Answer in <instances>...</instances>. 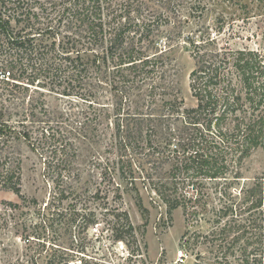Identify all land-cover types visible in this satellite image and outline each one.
<instances>
[{
	"label": "trees",
	"instance_id": "1",
	"mask_svg": "<svg viewBox=\"0 0 264 264\" xmlns=\"http://www.w3.org/2000/svg\"><path fill=\"white\" fill-rule=\"evenodd\" d=\"M152 2L158 10L151 9ZM219 3L228 12L213 10ZM55 5L61 6L59 25L44 29L35 28L16 5L14 15L0 10V70L13 81L4 94L24 95L33 88L36 94L88 103L93 112L73 129L74 138L88 154L102 148L96 169L106 186L91 196L100 202L95 212L88 191L79 187L80 148L64 141L46 165L53 174L47 202L27 198L22 161L11 149L12 142L25 138L19 129L25 123L1 118L0 190L18 200L3 201L1 209L12 214L33 209L37 217L34 231L22 240L27 252L14 264H102L87 254L79 235L100 219L108 222L112 242L126 248L123 264H145L149 210L142 191L166 216L180 209L186 226H208L206 233L183 234L181 257L173 264H187L190 257L192 264H203L199 253L188 255L193 246H209L215 252L211 264H264V171L244 177L246 161L264 153V47L232 43L241 40L252 19L264 24V0H61ZM214 13V28L199 25ZM191 22L197 29L186 32ZM252 37L264 41V27L242 40ZM184 46L193 61L188 74L193 107L185 106L172 81L174 53ZM100 85L115 100L111 110L96 102ZM146 99L152 101L147 105ZM125 194L141 217L139 228L116 205ZM54 226L69 233L67 248L51 245L47 233Z\"/></svg>",
	"mask_w": 264,
	"mask_h": 264
},
{
	"label": "rangeland",
	"instance_id": "2",
	"mask_svg": "<svg viewBox=\"0 0 264 264\" xmlns=\"http://www.w3.org/2000/svg\"><path fill=\"white\" fill-rule=\"evenodd\" d=\"M21 1L20 5H18V0H0L2 14L14 15L13 10L16 5L20 7L18 8L19 13L23 12L25 18H30L35 28L44 29L50 23L49 26L58 27L59 23L55 17L57 15L56 12L61 10V6H53V4L61 2V0ZM149 6L151 9L158 10L154 2L150 3ZM213 10L228 12L220 3ZM214 17L215 13L208 15L199 25L214 28ZM24 22L26 24V21ZM62 25L65 26V22ZM238 25L240 27L241 23ZM64 26L60 27L59 31L61 33H64ZM196 27L194 22H191L185 31H195L197 29ZM262 27H264V24L260 23L257 19H252L249 29L245 28L241 40H235L232 43L238 46L244 44L252 48L256 46L264 47V41H256L253 37L248 42L242 40L245 37L255 33L257 34L258 29ZM173 59V73L175 74L172 78L173 87L179 92V98L184 100L185 106L193 107L194 101L190 97L188 80V74L192 69L193 61L189 51L185 46L184 48H179L175 51ZM2 77L3 75L0 70V82H3L0 84V119H10L12 122L21 120L25 123L24 128H19L20 130H25V138L22 137L11 144V149L15 157H19L22 161V193L24 196L27 198H35L39 203L47 202L53 191L51 180L53 174H51L52 172L46 171L48 162L52 163L53 161L50 158L51 151L59 147L60 144H63L64 141H69L79 146L82 155L77 166L80 173H82L79 187L88 191V205L93 211L98 212L100 202L91 196L95 191L98 189L103 190L104 186H106L103 183L100 185V179L98 178V171L96 169L98 162L102 160L101 157L104 156L103 151L102 148L97 147L93 148V151L88 154L86 151L88 147H81V143L74 138L75 133L73 130L89 118L85 116L92 113L93 109L88 106V103L81 101V99H65L47 93L36 94L32 92L33 88H30L24 95L15 93L13 96H6L4 90L12 85L13 81L6 80ZM108 89L106 85L99 86V99H96V102L100 107H109L108 109L111 110L114 107L115 100L108 99ZM146 101L148 105L152 100L146 99ZM143 109L148 110L147 107H143ZM20 114L27 115V119H23ZM106 114L109 113L106 112ZM59 139L61 142H57ZM244 169H246L244 175L246 178H251L255 174L264 171V153L262 151L254 153L246 161ZM54 171H56V168ZM142 193L144 205L149 210V221L142 240V243L146 244L147 259H141V261H145V264H173L181 252V246L184 244L183 234L188 229L192 233H206L208 226L202 224L191 227V223H188L186 226L182 210L178 209L172 213L171 217H168L165 214V209L160 206L157 200L152 201L144 191ZM112 197L113 195H110V202H112ZM3 201L17 203L18 200L12 193L0 190V226H2L0 228V264H3L5 260H9L10 264H14L22 254L24 255L27 252V249L24 248L27 244H24L22 240L34 231L37 217L33 209H21L14 214L3 210L1 209V203ZM116 205H119L121 209L127 212L135 228L141 226V217L128 195L125 194L122 203L118 202ZM1 223L3 224L1 225ZM17 223L25 224V228H21ZM96 223V225L90 226L87 231L84 230V233L79 234L84 238L87 254L100 259L102 264H123V259L127 256L126 248L121 243L112 242L106 220L100 219ZM47 235L52 243L51 245H59L61 248H67L69 246L67 238L69 237V233L65 234L62 229L60 230L59 226H54ZM30 241L34 242L35 240L30 238ZM48 244L50 243L48 242ZM187 251L188 255L191 254L192 257L199 253L203 257V264H211L212 258L215 255V252L209 246H193L191 250ZM193 260L191 257L188 258L187 264H192L194 262ZM139 264L142 263L140 262Z\"/></svg>",
	"mask_w": 264,
	"mask_h": 264
},
{
	"label": "built area",
	"instance_id": "3",
	"mask_svg": "<svg viewBox=\"0 0 264 264\" xmlns=\"http://www.w3.org/2000/svg\"><path fill=\"white\" fill-rule=\"evenodd\" d=\"M180 257H181V254H179L178 258H180Z\"/></svg>",
	"mask_w": 264,
	"mask_h": 264
}]
</instances>
